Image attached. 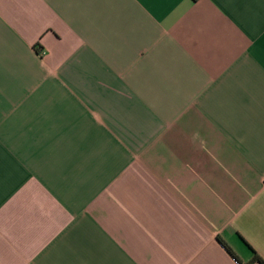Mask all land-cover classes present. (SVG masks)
Returning <instances> with one entry per match:
<instances>
[{
	"label": "crops",
	"instance_id": "1",
	"mask_svg": "<svg viewBox=\"0 0 264 264\" xmlns=\"http://www.w3.org/2000/svg\"><path fill=\"white\" fill-rule=\"evenodd\" d=\"M259 261L264 0H0V264Z\"/></svg>",
	"mask_w": 264,
	"mask_h": 264
},
{
	"label": "trees",
	"instance_id": "2",
	"mask_svg": "<svg viewBox=\"0 0 264 264\" xmlns=\"http://www.w3.org/2000/svg\"><path fill=\"white\" fill-rule=\"evenodd\" d=\"M226 246V245H225ZM230 250V249H229ZM255 259H257V256H255ZM259 262H261V261H259ZM261 264H264L263 262H261Z\"/></svg>",
	"mask_w": 264,
	"mask_h": 264
}]
</instances>
